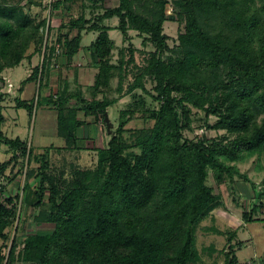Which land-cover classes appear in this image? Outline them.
I'll return each mask as SVG.
<instances>
[{
    "label": "trees",
    "instance_id": "trees-1",
    "mask_svg": "<svg viewBox=\"0 0 264 264\" xmlns=\"http://www.w3.org/2000/svg\"><path fill=\"white\" fill-rule=\"evenodd\" d=\"M6 1L0 3V75L41 52V66L33 67L25 80L41 83L52 61L65 60L64 86L47 100L57 112L58 135L69 148L88 149L82 141L89 137L80 135L86 121L80 116L104 119L108 108L118 102L116 96H109L112 92L121 97L141 89L159 105L149 108L143 95H134L128 107L120 110L119 124L107 146L96 148V168H76L75 180L63 188L48 167L51 147L45 148L47 154H36L20 138H7L0 132L12 153L11 162L27 156L28 163L31 158L40 163L39 170L27 172L29 178L35 174L39 179L32 204L43 209L35 219L55 224L50 233L26 238L19 253L23 264H73L79 255L89 260L94 253L105 258L101 264H197L193 225L224 205L207 184L209 170L215 172L218 184L225 183V175L233 179L238 172L228 162L245 154L264 153V0H174L178 5L172 16L165 14L167 0H148L158 2V12L154 4L149 10L146 0L139 9V1L118 0V5L103 8L95 18L85 12L70 18L61 24L54 42L49 40L53 26L47 19L36 23L22 5ZM89 1L94 5L105 0ZM68 2L75 0H49L50 14ZM27 5L47 7L36 0H27ZM114 16L119 20L117 26L104 24ZM175 17L183 30L178 34L179 44L171 47L164 24ZM46 24L45 45L35 46L25 56L35 40L42 41L35 35ZM111 29H118L129 44V31L134 30L142 45L153 46L143 65L136 60L139 49L134 46L120 47L114 60L117 46L109 35ZM92 31L98 36L85 49L99 71L89 99L80 88H69L68 75L74 69L77 80L72 63L82 48L83 32ZM165 53L170 56L164 57ZM130 75L133 81L128 83ZM147 78L155 82L153 92L146 88ZM16 102L32 108L26 100ZM186 102L205 111L206 117L215 115L212 127L224 128L234 138H185L183 130L191 126ZM138 112L147 114L154 125L137 129L129 143L124 138L125 126ZM132 148L139 152L126 154ZM4 171L1 166L0 175ZM255 190L259 199L264 189ZM3 194L0 179V198ZM14 199L17 197L10 196L5 201ZM11 216V209L0 200V264L6 258L3 247L9 235L5 229ZM14 251L15 244L8 263L15 261ZM227 258V264H238L235 256Z\"/></svg>",
    "mask_w": 264,
    "mask_h": 264
},
{
    "label": "rangeland",
    "instance_id": "rangeland-1",
    "mask_svg": "<svg viewBox=\"0 0 264 264\" xmlns=\"http://www.w3.org/2000/svg\"><path fill=\"white\" fill-rule=\"evenodd\" d=\"M5 0H0L3 3ZM44 5L48 4L49 0H36ZM143 7V0H135ZM148 9L153 7L154 2H149ZM6 3H18L24 7V10L30 14L36 23L44 18L53 26L50 32L49 40L55 41L61 24L66 23L70 18H76L82 12H85L87 17H94L97 13L103 11V8H110L118 5V0H105L99 4H92L89 0H75V2L65 3L61 9L50 14L49 5L44 8L41 6L29 7L27 0H7ZM155 12L160 10L158 2H155ZM145 5V4H144ZM177 2L167 0L165 4L166 16H172L175 13ZM66 6L69 7L66 8ZM148 12L150 13L151 11ZM145 11V10H144ZM36 18V19H35ZM118 17L106 19L105 25L117 26ZM183 30V24L175 17L174 20H167L164 24V33L168 36V44L173 47L179 44L178 34ZM65 31V30H64ZM75 32H72L74 35ZM129 34L132 37L131 43L123 41V35L118 29H111L110 37L115 40L117 48L114 49V60L118 56L120 47H136V60L141 65L144 64L145 58L149 52L154 50L150 43L142 45V38L134 30H130ZM98 33L83 32L82 47L90 45L95 41ZM35 38L42 41L37 43L35 40L32 48L26 51L31 54L34 47L42 48L48 38V24L41 27ZM43 45H42V44ZM59 48V45L57 46ZM43 50V49H42ZM44 51V50H43ZM142 51L143 53H140ZM24 56V57H25ZM42 54L37 52L34 55L35 66L42 64ZM170 56V53H165L164 57ZM11 59V58H10ZM15 58L11 59L14 60ZM32 60V59H31ZM29 60L25 59L20 65L6 69L3 75H0V132L7 138H20L26 142L28 147H32L36 154H47L46 147H51L48 154V164L50 172L58 179V186L63 188L70 186L75 180L73 178L76 168H96L97 166V150L96 148L106 147L111 135L117 129L119 124V112L128 107V104L134 99V95H143L145 106L149 108L158 107V102L154 101L149 93L137 89L132 95H122L112 92L110 97L116 96L118 102L108 108V118L111 126L106 122L105 118L99 116L97 119L93 116H88L85 119L90 123L80 131V135H87L89 139L82 141V144L89 146L88 149H73L69 148L66 140L58 135L57 112L48 105L49 95L57 93L63 85V77L68 73L63 67L65 60L59 57V62L52 61L48 72L44 73L41 83L33 81L26 83L25 80L31 73ZM73 62H82L84 69L81 81L90 83L91 86L95 80V76L99 71L98 66L90 65L91 61L88 53L85 50L76 55ZM3 76V77H2ZM69 88L79 89L78 79L75 81L74 70L68 75ZM133 81V75L128 77L127 82ZM79 84V85H78ZM116 84V80H113ZM155 82L151 78L146 80V88L153 92L152 89ZM87 87V86H86ZM126 89V88H125ZM84 91V90H83ZM90 90L87 87L84 91L87 98H90ZM176 96H182L180 93H175ZM101 96V95H100ZM18 100L29 99L28 104L32 105L31 110L24 106H20ZM186 107L191 116L190 128L183 130L185 138L198 141L201 139L211 141L213 138L228 136L234 138L235 135L227 133L224 128L212 127L217 121L215 115L206 117L205 111L196 108L192 103L186 102ZM85 117V116H81ZM126 116L125 118H127ZM85 120V121H86ZM154 125V120L148 118L147 114L136 113L126 124V132L124 138L127 142H133V134L137 129L150 128ZM211 126V127H210ZM112 133V134H111ZM83 135V136H84ZM81 141H79L80 144ZM139 152L138 149L132 148L126 151ZM12 153L9 146L6 145L3 139H0V167L4 166V172L0 175L1 183L4 188V194L0 198L12 212L11 224H9L5 232L9 235V241L3 247V253L6 256L4 264H23L19 253L25 248V240L30 234L44 235L54 230L55 224L50 222H37L35 217L40 213L42 205L35 206L32 202L35 199V190L38 186V178L35 176L29 178L30 171L36 172L40 168V163L32 160L28 163L29 157L20 156L17 161H10ZM236 167L237 173L233 174V179L225 175L227 182L218 184L216 181L215 172L209 170L207 178L208 186L212 187L213 193L219 194L221 202L224 205H218L206 216L202 217L197 223H194L195 230V249L199 256L197 264H227L228 256L230 259L236 257L238 264H264V194L260 198H256V190L264 189V153L243 155L238 161L228 162ZM236 172V171H235ZM27 182L29 187L27 188ZM27 188V189H26ZM48 193V192H47ZM17 197L14 201H5L9 197ZM48 201V197H45ZM255 205V206H254ZM46 207V206H45ZM3 240L0 241L2 243ZM15 244V261L8 263L11 256L13 245ZM172 251H170V254ZM91 259H85L83 256L76 258L73 264H101L105 262L103 255L98 253L89 256ZM196 264V263H189Z\"/></svg>",
    "mask_w": 264,
    "mask_h": 264
},
{
    "label": "crops",
    "instance_id": "crops-1",
    "mask_svg": "<svg viewBox=\"0 0 264 264\" xmlns=\"http://www.w3.org/2000/svg\"><path fill=\"white\" fill-rule=\"evenodd\" d=\"M110 32V31H109ZM82 46V45H81ZM88 46V45H87ZM82 50H85L87 53H88V57H89V59H90V61H91V63H90V65L93 67V65L94 66H97L96 64H95V62H93L92 61V57L90 56V53L85 49V46L84 47H82L81 48V50L80 51H82ZM36 58V57H35ZM34 57L32 58V60H31V62H30V66L32 67L31 68V72H32V69H33V67H35V63L33 62L34 61V59H35ZM36 60V59H35ZM65 63V62H64ZM82 62H73L72 63V66L76 69V71H77V73H78V77H77V79H78V81H79V87H80V89L82 90V92L84 93V91L86 90V88L88 87L89 88V90H90V83H84V82H82L81 81V78H82V75L84 74L83 73V71H84V69H83V67H82ZM64 67V66H63ZM10 69V68H9ZM6 70V69H5ZM5 70L3 71V73H2V75L5 73ZM74 70V69H73ZM31 74V73H30ZM28 83H32V82H28ZM94 83V82H93ZM93 83H91L92 85H93ZM91 85V86H92ZM87 86V87H86ZM84 90V91H83ZM84 95H85V93H84ZM86 96V95H85ZM48 97V96H47ZM90 99V98H89ZM27 102H29V99H27ZM80 118L82 119V120H86L85 118H86V116L85 117H81L80 116ZM111 123V122H110ZM88 124H90L87 120H86V124H84L83 126H82V129L81 130H83V128H85V126L86 125H88ZM84 135V134H83ZM84 136H86L87 137V135H84Z\"/></svg>",
    "mask_w": 264,
    "mask_h": 264
},
{
    "label": "water",
    "instance_id": "water-1",
    "mask_svg": "<svg viewBox=\"0 0 264 264\" xmlns=\"http://www.w3.org/2000/svg\"><path fill=\"white\" fill-rule=\"evenodd\" d=\"M106 122L109 124V126H111L112 124L110 123L109 121V118H108V114L106 113Z\"/></svg>",
    "mask_w": 264,
    "mask_h": 264
}]
</instances>
